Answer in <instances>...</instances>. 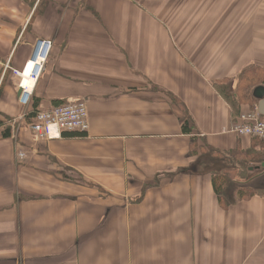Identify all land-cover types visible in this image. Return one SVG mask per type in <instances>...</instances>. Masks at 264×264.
<instances>
[{
  "label": "crops",
  "instance_id": "obj_1",
  "mask_svg": "<svg viewBox=\"0 0 264 264\" xmlns=\"http://www.w3.org/2000/svg\"><path fill=\"white\" fill-rule=\"evenodd\" d=\"M42 40L23 108L13 71ZM251 69L264 73V0H0V264H264V195L220 207L224 161L191 150L264 171V143L229 132L251 109L220 92ZM77 101L83 136L29 130L33 104Z\"/></svg>",
  "mask_w": 264,
  "mask_h": 264
},
{
  "label": "built area",
  "instance_id": "obj_2",
  "mask_svg": "<svg viewBox=\"0 0 264 264\" xmlns=\"http://www.w3.org/2000/svg\"><path fill=\"white\" fill-rule=\"evenodd\" d=\"M52 48L51 41L42 40L36 43L34 57L20 71H13L18 79L17 89L20 91L18 103L29 108L36 82L40 78ZM30 68L26 73L28 66ZM24 79L32 82L31 88L23 84ZM26 114L25 117H27ZM29 130L39 139L52 141L60 139L64 134L84 135L88 131V115L86 105L82 101L66 102L47 110H36L28 122ZM229 132L239 136L256 139L264 143V117L256 109L241 113ZM25 155L17 154V160L23 161Z\"/></svg>",
  "mask_w": 264,
  "mask_h": 264
},
{
  "label": "trees",
  "instance_id": "obj_3",
  "mask_svg": "<svg viewBox=\"0 0 264 264\" xmlns=\"http://www.w3.org/2000/svg\"><path fill=\"white\" fill-rule=\"evenodd\" d=\"M252 83V82H249ZM264 83V79L260 82V84L257 83V86H260ZM254 87V88H255ZM220 92L222 96L229 101V103L233 104V106L237 107L240 105V100L243 98H250V95H248L246 92H241V95L237 92L233 93L230 91H227L223 86H220ZM60 104V103H59ZM55 104V105H59ZM54 105V106H55ZM37 110V106L35 104L32 105L30 113H28V116L26 118L30 119L33 116V113ZM193 123L191 121V118L188 115H185L181 130L182 133L185 135H191L192 132ZM6 131L4 132V136H6ZM70 136H83L80 134H68ZM192 152L204 151V152H210L211 156H214L215 158H219L220 160L224 161V169L217 174H213L211 176V184L214 193L217 196L218 202L220 207L222 208H228L231 205L237 204L242 201H246L256 195H264V192H258L254 189H251V187H247L248 180L245 181V179H241L239 176V172L241 170V167H243V171L247 174V169L250 166V163H247L246 160H248L250 157H253L252 155L244 156L241 153H230L229 155L227 153H220L217 151H211L208 150V148L203 146H198L197 141H195V137H192ZM262 145V144H261ZM264 148V145H263ZM207 150V151H206ZM252 159V158H250ZM264 159V156H263ZM259 164L260 161L254 162V164ZM244 165V166H243ZM248 175V174H247ZM236 178V179H234ZM244 180V182H243ZM233 183L235 188L233 187V190L230 192V196L226 195L227 191L230 189V184ZM228 197V199H226ZM230 199V200H229Z\"/></svg>",
  "mask_w": 264,
  "mask_h": 264
},
{
  "label": "rangeland",
  "instance_id": "obj_4",
  "mask_svg": "<svg viewBox=\"0 0 264 264\" xmlns=\"http://www.w3.org/2000/svg\"><path fill=\"white\" fill-rule=\"evenodd\" d=\"M264 79V73L259 71V70H246L244 71V73H242V75H240V77H238L234 83V85L232 87V90H229L228 86H223V88H225L227 91L230 92H237L241 95V92H246L248 95H250V97L252 98V91L254 89V87L257 85V83L259 81H262ZM252 82V83H249ZM240 105H246L248 106L251 111L254 110L256 102L250 98H243L242 100H240ZM244 166V165H243ZM241 167V170L239 172V176L241 177V179H245L247 178L245 181H247L248 179V183H247V187H251V189H254L255 191L257 190L258 192H264V175H261L263 172H261V174L257 175L255 173L251 174V175H247L244 171H243V167ZM264 174V173H263ZM258 177V178H257ZM236 179V178H234ZM244 182V180H243ZM236 185H234L233 183L230 184V189L229 191H227V194H230V192L233 190V187L235 188ZM263 189V190H261ZM230 196V195H228ZM226 199H228V197H226ZM230 200V199H229Z\"/></svg>",
  "mask_w": 264,
  "mask_h": 264
},
{
  "label": "water",
  "instance_id": "obj_5",
  "mask_svg": "<svg viewBox=\"0 0 264 264\" xmlns=\"http://www.w3.org/2000/svg\"><path fill=\"white\" fill-rule=\"evenodd\" d=\"M34 57V54L32 58ZM20 95V91H18L17 96ZM252 97L256 100H258L259 106L257 108V111L260 115L264 116V87H256L252 92ZM261 167L264 168V163L261 164Z\"/></svg>",
  "mask_w": 264,
  "mask_h": 264
},
{
  "label": "bare ground",
  "instance_id": "obj_6",
  "mask_svg": "<svg viewBox=\"0 0 264 264\" xmlns=\"http://www.w3.org/2000/svg\"><path fill=\"white\" fill-rule=\"evenodd\" d=\"M29 68H30V65L28 66L26 73L28 72ZM23 84L26 85L28 88H31V86H32V82L29 81L28 79H24Z\"/></svg>",
  "mask_w": 264,
  "mask_h": 264
}]
</instances>
